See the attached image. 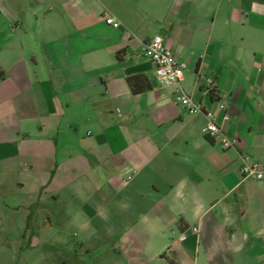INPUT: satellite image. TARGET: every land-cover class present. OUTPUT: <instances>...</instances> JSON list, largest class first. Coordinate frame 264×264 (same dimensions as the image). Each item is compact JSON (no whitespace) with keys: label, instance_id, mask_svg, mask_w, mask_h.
Wrapping results in <instances>:
<instances>
[{"label":"crops","instance_id":"crops-1","mask_svg":"<svg viewBox=\"0 0 264 264\" xmlns=\"http://www.w3.org/2000/svg\"><path fill=\"white\" fill-rule=\"evenodd\" d=\"M157 35L203 113L157 85ZM207 112L235 147L202 134ZM244 162L264 165V0H0L7 223L63 199L64 215L91 210L81 230L111 236L118 262L264 264V179Z\"/></svg>","mask_w":264,"mask_h":264},{"label":"rangeland","instance_id":"rangeland-1","mask_svg":"<svg viewBox=\"0 0 264 264\" xmlns=\"http://www.w3.org/2000/svg\"><path fill=\"white\" fill-rule=\"evenodd\" d=\"M4 188L10 192L13 184L6 183ZM13 199L7 198L5 203ZM62 200L57 205L52 199L46 205L44 200L35 209H21L11 223H7L8 215L0 216L4 223L0 229V264H126L124 259L118 262L111 236L99 240L97 235L81 230L84 221H93L91 210L83 216L73 212L64 215ZM19 218H24L22 224Z\"/></svg>","mask_w":264,"mask_h":264},{"label":"built area","instance_id":"built-area-1","mask_svg":"<svg viewBox=\"0 0 264 264\" xmlns=\"http://www.w3.org/2000/svg\"><path fill=\"white\" fill-rule=\"evenodd\" d=\"M105 22L113 28H119L121 26V23L113 17L107 18ZM144 55L154 65V76L157 85L162 89L175 88L174 102L176 104L183 106L190 115L203 113L200 104L195 102L180 88V83L184 79L185 64L179 61L171 50L165 46L162 37L157 35L147 41L144 48ZM213 89L214 81L208 79L205 92L209 94ZM219 108L225 110L226 107L224 104L219 103ZM205 118L207 122L201 130L204 136L217 137L221 147L225 150L236 146L237 141L228 138L222 129L214 122L213 113H205ZM225 119H228L227 115H225ZM240 171L245 178L258 181L264 179V165L259 166L257 164H248L244 162ZM127 179L129 180L130 177ZM196 230L197 229L193 228V232H196Z\"/></svg>","mask_w":264,"mask_h":264},{"label":"trees","instance_id":"trees-1","mask_svg":"<svg viewBox=\"0 0 264 264\" xmlns=\"http://www.w3.org/2000/svg\"><path fill=\"white\" fill-rule=\"evenodd\" d=\"M128 84L129 86L131 87L132 89V92L134 94H137L139 93V90L134 86V83H133V79L132 78H129L128 79ZM212 100L216 101V102H219V100L217 101V97H216V89L214 88L213 91H211L209 94H208Z\"/></svg>","mask_w":264,"mask_h":264}]
</instances>
